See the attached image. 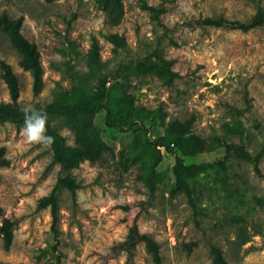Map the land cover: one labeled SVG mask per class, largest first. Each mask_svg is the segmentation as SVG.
Here are the masks:
<instances>
[{
  "label": "rangeland",
  "instance_id": "374dc122",
  "mask_svg": "<svg viewBox=\"0 0 264 264\" xmlns=\"http://www.w3.org/2000/svg\"><path fill=\"white\" fill-rule=\"evenodd\" d=\"M260 3L0 0V14L25 17L21 30L37 43L44 68L36 91L21 52L0 27V100L39 110L101 90L119 112L118 125L108 123L107 109L92 123L53 118L70 149L108 145L99 159L73 169L83 184L76 198L60 189L56 230L50 207L38 204L61 170L51 145L27 142L25 122L0 121V146L10 159L0 164V225L6 217L15 222L10 249L0 233V264H126V252L112 251L134 221L160 243L161 264H214L213 244L230 264H264V25L245 32L198 23L221 15L248 21ZM3 60L18 76L17 100ZM193 116L188 132L176 130V121ZM229 142L263 152L262 174L253 162L227 156ZM177 156L207 165L189 176L198 210L174 190ZM135 264H157L144 243Z\"/></svg>",
  "mask_w": 264,
  "mask_h": 264
},
{
  "label": "trees",
  "instance_id": "16d2710c",
  "mask_svg": "<svg viewBox=\"0 0 264 264\" xmlns=\"http://www.w3.org/2000/svg\"><path fill=\"white\" fill-rule=\"evenodd\" d=\"M54 1V0H48ZM149 8L154 10V16L160 17V11L155 7L148 5ZM25 17L23 15L13 18L5 11L0 14V27L7 31L13 41L14 45L19 49L22 54L20 64L24 69L29 70L34 78V87L36 91H39L43 83L44 68L41 62V53L36 42L29 40L22 32V26ZM198 23L205 25H213L219 27L236 28L242 31L248 32L264 25V5L260 3L256 14L248 21H242L239 19H230L226 16H207L203 19H199ZM4 69V77L10 88V93L13 99L17 100L19 96V80L11 64L6 61H2ZM105 93L101 90L93 91L89 94L82 95L76 100H62L53 101L48 103L45 107L39 110H33L27 106H21L17 102H11L6 100H0V121L12 120L16 122H25L26 115L25 110L28 113V119L31 122L43 119L45 121V136L53 138V142L50 144L53 150V162L60 165L61 170L58 176V180L51 191L42 196L39 199V206L41 208L50 207L53 216V229H57V225L60 221V203H59V191L62 187H67L73 194L74 198L77 197L78 190L83 184L78 181L72 175L73 169L79 167L81 163L91 158L97 160L102 156V153L108 149V145L101 143L96 145L93 149H87L85 147L68 148L65 145V137L58 133L53 127V118L56 116L77 118L87 123L94 122L96 115L102 109L108 111V123L112 125H118L117 116L118 110H116L113 103L105 100ZM195 116L186 122L180 120L174 124L177 131L181 133L188 132L194 123ZM157 146L164 145L161 139L154 141ZM202 149L206 148L205 140L201 141ZM214 146L207 147L209 150L215 148ZM227 156L230 154L237 155L238 157L251 161L254 163L258 173L262 174L260 167V161L263 156V152L253 154L249 151L243 143L229 142L225 143ZM7 149L5 146H0V164L3 166L10 164V159L6 155ZM162 160L160 155L156 161L159 163ZM221 165L226 168V160L220 161ZM207 165L205 163H187L182 156H177L176 163L174 165V173L176 175L175 191L185 192L190 200V203L197 209V197L195 189L192 186L189 176L198 174L205 171ZM154 175L151 174V179ZM198 210V209H197ZM14 227L15 222L13 219L6 217L3 224L0 225V233L3 235L4 244L6 249H10L14 242ZM144 243L146 247L151 251L157 264L162 263V253L160 243L152 237L150 234L142 232L139 228L137 221H134L129 229L127 237L113 246L112 255L118 257L123 252L127 253L126 264H135L137 250L140 244ZM211 251L214 256V264H230L226 258L223 249L213 244Z\"/></svg>",
  "mask_w": 264,
  "mask_h": 264
},
{
  "label": "clouds",
  "instance_id": "9594fccd",
  "mask_svg": "<svg viewBox=\"0 0 264 264\" xmlns=\"http://www.w3.org/2000/svg\"><path fill=\"white\" fill-rule=\"evenodd\" d=\"M26 115L25 125L23 127L22 135L25 137L29 143H43L45 146L50 145L53 142V138L45 136V121L46 117L43 119L36 120L34 123L28 119L27 111L23 110Z\"/></svg>",
  "mask_w": 264,
  "mask_h": 264
}]
</instances>
